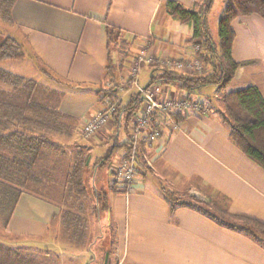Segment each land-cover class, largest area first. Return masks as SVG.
I'll return each instance as SVG.
<instances>
[{
  "label": "crops",
  "instance_id": "1",
  "mask_svg": "<svg viewBox=\"0 0 264 264\" xmlns=\"http://www.w3.org/2000/svg\"><path fill=\"white\" fill-rule=\"evenodd\" d=\"M165 1L14 0L11 23L2 30L20 44L22 60L45 66L64 82L59 109L77 118L73 138H78L84 120L100 108L96 91L107 87L104 75L108 57L118 83L127 78L130 61L142 45L160 57L194 54L188 42L192 25L169 16ZM174 1L190 7L199 0ZM230 27L234 32L231 57L245 64L236 69L226 89L254 85L264 96V18L256 13L242 15L234 18ZM108 30L117 35V46L126 43L125 57V47H115L108 54ZM154 67L144 64L140 73L144 69L151 79ZM154 84L162 98L185 96L174 85ZM134 91L132 88L122 99L126 101ZM207 100L205 113L182 116L177 120V130L165 129L158 139L140 148L149 165L137 178L133 191H109L107 170H102L103 166L95 171L96 188L105 192L104 208L110 210L109 220L120 236L113 246L116 260L109 255L107 264H264V248L252 238L188 207L178 206L169 212L164 194L187 193L204 202L214 198L230 213L264 222V169L229 140L228 129L212 112L214 102ZM121 125L111 120L96 133L93 143L84 140L79 144L109 146L114 139L116 147L110 160H118L124 154H114L120 144ZM102 155L94 158L90 151V165ZM59 212L57 203L23 192L5 230L20 237L16 239L43 236L52 221L59 223ZM68 240L60 250H72L75 242ZM25 244L28 246L17 245V249L29 250L30 244ZM105 249L111 254V248L103 245L101 259Z\"/></svg>",
  "mask_w": 264,
  "mask_h": 264
},
{
  "label": "trees",
  "instance_id": "2",
  "mask_svg": "<svg viewBox=\"0 0 264 264\" xmlns=\"http://www.w3.org/2000/svg\"><path fill=\"white\" fill-rule=\"evenodd\" d=\"M13 1L0 0L1 22L11 23L10 9ZM214 1L199 0L190 7H185L174 0L165 1L164 5L169 16L192 25L193 33L188 42L193 48L197 46L194 55L202 62L204 70L202 74H185L155 66L152 68L149 83L160 81L174 85L188 98L201 94L203 87L216 86L217 92H221L220 100L223 105L218 117L228 129L229 140L244 155L264 169V96L254 85L235 90L226 89L236 69L245 64L236 62L231 57L234 32L230 23L236 17L251 13L264 18V0H222L223 9L217 19L216 38L209 34L207 25L208 14ZM112 32V30L107 32L109 55L115 47L122 50L126 46V43H119L117 46V35ZM1 36L0 62L22 59L24 53L20 44L10 36ZM124 51L125 57L128 54L126 47ZM113 70L111 58L108 57L104 78L111 85L96 91L99 97V109L105 107V99L115 102L116 107L111 114V120L117 125L124 123V129L127 130L143 99L135 92L128 95V99L124 101L123 96L122 98L119 96ZM39 71L55 85L49 87L0 67V214L3 216L4 226L7 225L23 192L56 203L38 190L48 192L52 189L44 187V183L50 178L60 160L51 157L64 153L62 145L54 138L63 136L71 139L75 135L77 118L59 109L63 93L60 86L64 85V82L43 65L39 66ZM181 117L182 115H175L176 120H180ZM129 143L127 139L118 146L124 145V153H126ZM143 145L144 143L140 144V148ZM71 146L75 153L72 163L69 167L67 163L65 167L64 185L58 195L61 202L58 205L60 207L58 218L59 225L67 236L81 243L87 228V218L84 215L87 208L91 206L94 213H97L106 205L105 192L101 193L96 188L95 171L112 161L110 156L116 145H111L107 153L98 157L92 166L88 161L89 145L74 141ZM107 177L106 184L109 191H123V187L111 180V172L108 168ZM164 197L168 201L170 214L178 206L188 207L222 227L252 238L264 248V222L246 215L230 213L226 205L214 198L204 202L187 193L177 196L164 194ZM88 199L92 204L87 207L85 205ZM19 250L11 247L8 242L0 240V264H35L34 254L26 255ZM105 253L108 254L107 263L110 250L103 251V262Z\"/></svg>",
  "mask_w": 264,
  "mask_h": 264
},
{
  "label": "rangeland",
  "instance_id": "3",
  "mask_svg": "<svg viewBox=\"0 0 264 264\" xmlns=\"http://www.w3.org/2000/svg\"><path fill=\"white\" fill-rule=\"evenodd\" d=\"M222 9V0H216L214 1L210 13L208 14V31L209 34L214 38H216L217 34V19ZM3 26H8V23L0 21V38L2 37L1 35H4L2 30ZM39 66L40 65L37 64L35 66L34 64L28 63V61L22 59L0 62V67L5 70L22 75L26 78H32L46 86L53 87L55 83L50 82L45 77V75H43L39 71ZM144 71L145 70L143 69V71L139 74V84L141 86H145L150 82V77L146 75V71ZM154 85V83H149V86L151 87H154ZM216 93L217 96L215 95ZM220 96L221 92H217L216 86L208 85L201 89V94H199L197 97L201 102L205 104L208 103L207 99H211L215 104L213 105L212 112L219 115L220 111H222L223 109ZM54 139H56V141L62 145L61 148L63 149L64 153L55 156L53 155V157H51L53 159L56 158L60 160V162L57 163V166L54 167V171L52 172L50 178H47L44 183V187L52 189L48 192H44V190L42 191L41 189H39L38 192H43V194L47 198L55 201L58 205H60L61 202L58 195L64 185L63 176L65 175V167L67 163L68 167L72 163L75 153V150L72 148L73 146H71V144L74 141L77 142V139L78 143H85V139L81 135L78 136V138L75 136L71 139L65 138L63 136H56ZM127 139H129V128L126 131L124 129L123 123V125H121L120 127L118 126L117 142L119 141L120 144H123V142ZM115 142L116 140L113 139L110 142L109 146H107V144L91 146L90 151H93V157L106 153L110 146ZM124 151V145H120L115 149L114 154L116 155V153H122ZM112 161L116 162L117 160L113 159ZM103 169L107 170L105 166L102 168V170ZM105 178L107 179L108 177L106 176ZM90 204L92 203L89 202L88 199L85 206L88 207ZM90 210L91 206L87 208L84 214L87 218V228L85 231L84 240L81 243H77L75 242L77 241L75 240V238L72 239L71 241L75 242V245L71 251L60 250V248L62 249L63 247H65V245H67V240L71 239V237H68L67 233L63 231V228L59 225L58 220H54L49 224L48 230L44 233L43 236L34 235L22 237L23 239H16L20 237H16L14 234L9 233L5 230L6 227L3 225V216L0 214V240H4L8 242L11 247L15 246L16 248H18L17 245L28 246L25 243L30 244L29 250L23 252L34 254V257H36V260L34 262L35 264H89L90 260H92L94 256L95 257L91 261V264H107L103 262L100 256V248H102L103 245L107 248H111L110 257L113 258V261H115V247L113 246L117 241L116 238H119L120 236L117 226L114 223H111L109 220V217L111 216L110 210L100 208L97 213H92ZM98 235L99 237H97ZM19 251L22 252L21 250ZM46 253H48L49 255H45Z\"/></svg>",
  "mask_w": 264,
  "mask_h": 264
},
{
  "label": "built area",
  "instance_id": "4",
  "mask_svg": "<svg viewBox=\"0 0 264 264\" xmlns=\"http://www.w3.org/2000/svg\"><path fill=\"white\" fill-rule=\"evenodd\" d=\"M196 48L197 46L194 50ZM144 64L185 74H202L204 70L202 62L194 54L189 57H160L149 52L146 45L140 46L131 59L128 76L121 78L117 83V90L122 98L134 88L142 97L143 102L128 125L130 142L128 151L116 162L107 163V168L111 172V180L123 187V192L133 191L137 178L145 172V168L149 165L140 151V144L153 142L161 136L165 129L177 130L179 124L175 118L176 114L184 116L190 113H205L208 110L207 104L198 98L186 96L162 98L157 87L140 86L138 76ZM110 85V82L106 83L107 87ZM104 102L105 107L90 113L81 125L80 134L88 143H93L96 133L111 121V114L115 110L116 103L108 99Z\"/></svg>",
  "mask_w": 264,
  "mask_h": 264
}]
</instances>
